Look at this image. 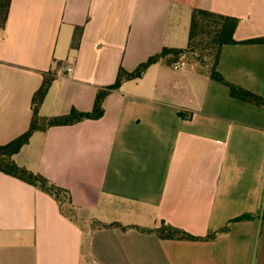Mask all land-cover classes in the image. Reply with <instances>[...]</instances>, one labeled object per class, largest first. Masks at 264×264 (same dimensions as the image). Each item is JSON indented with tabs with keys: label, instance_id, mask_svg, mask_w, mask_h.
Returning a JSON list of instances; mask_svg holds the SVG:
<instances>
[{
	"label": "crops",
	"instance_id": "obj_1",
	"mask_svg": "<svg viewBox=\"0 0 264 264\" xmlns=\"http://www.w3.org/2000/svg\"><path fill=\"white\" fill-rule=\"evenodd\" d=\"M194 8L236 18V41L264 37V0H10L0 31V145L28 130L48 72L39 115L89 111L120 67L186 47ZM217 70L264 98V43L224 45ZM103 109L97 120L35 132L13 157L68 190L76 219L0 173V264H264L263 108L182 59L124 82ZM243 214L252 219L215 240L143 231L164 223L205 237ZM93 221L127 228L92 230Z\"/></svg>",
	"mask_w": 264,
	"mask_h": 264
},
{
	"label": "trees",
	"instance_id": "obj_2",
	"mask_svg": "<svg viewBox=\"0 0 264 264\" xmlns=\"http://www.w3.org/2000/svg\"><path fill=\"white\" fill-rule=\"evenodd\" d=\"M9 6L10 0H0V31H2L5 27ZM237 25L238 20L234 17L222 15L209 10L197 8L192 9L186 47H164L160 50V52L149 56L145 61L141 62L133 71L130 72L120 67L115 81L112 84L97 90L93 106L89 111H80L75 108H71L70 111L64 115L50 117L39 115V108L54 79L53 74L48 72L44 76L40 87L32 96L31 105L33 115L28 130L9 143L0 145V173L22 181L50 196L54 199V201H56L62 214L76 219L70 192L57 186L54 182L43 175L17 165L13 159L14 155L29 142L30 137L35 132L46 131L51 127L69 126L82 121L97 120L101 118L104 114L103 101L109 93L118 90L126 81L141 78L151 65L158 62H164L172 65L183 59L188 64L192 65L198 74L225 85L228 88L231 97L264 109V98L228 82L217 70L220 51L224 45L264 43V37L236 41L234 39V33ZM75 31L76 32L71 44L72 49L77 47L82 28L78 27ZM179 115L183 116L182 113H179ZM262 218H264V210ZM251 219L252 216L250 214H243L227 221L224 225L208 233L205 237L193 236L181 229L164 225V223H161V225L157 228L141 230L154 233L158 238L163 239L208 241L227 235L232 223ZM117 227L122 229L127 228L122 227L116 222L108 224L99 221L92 222V230H103Z\"/></svg>",
	"mask_w": 264,
	"mask_h": 264
},
{
	"label": "built area",
	"instance_id": "obj_3",
	"mask_svg": "<svg viewBox=\"0 0 264 264\" xmlns=\"http://www.w3.org/2000/svg\"><path fill=\"white\" fill-rule=\"evenodd\" d=\"M176 67H177V68H179V67H180V65H178V64H177V65H176ZM70 71H71V69H70V68H68V69H67V72H70Z\"/></svg>",
	"mask_w": 264,
	"mask_h": 264
}]
</instances>
